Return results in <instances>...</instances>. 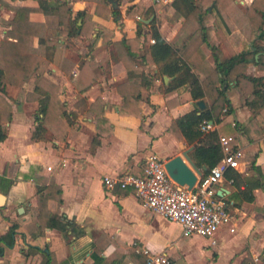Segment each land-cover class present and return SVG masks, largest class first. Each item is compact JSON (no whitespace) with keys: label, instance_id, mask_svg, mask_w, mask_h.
<instances>
[{"label":"crops","instance_id":"1","mask_svg":"<svg viewBox=\"0 0 264 264\" xmlns=\"http://www.w3.org/2000/svg\"><path fill=\"white\" fill-rule=\"evenodd\" d=\"M169 1L0 0V38L8 29L3 20L13 14L9 4L31 7L28 18L43 23L30 44L45 60L43 78L57 85L48 100L65 104L63 112L51 108L43 137L32 138L39 104L33 76L2 84L10 111L0 119V234L12 228L13 243L3 245L0 264H38L47 253L51 264H142L151 254L164 255L162 264H264V106L252 111L233 80L216 83L226 101L213 129L232 134L241 155L214 185L229 215L210 235H184L179 223L143 205L132 187L105 188L101 181L104 174L139 173L151 151L166 159L190 145L189 154L193 142L176 137L168 125L209 104L205 92L192 97L187 81L176 83L175 73L160 70L166 61L150 49L151 25L176 53L189 31ZM250 1L233 0L240 10ZM240 16L237 11L229 20L236 51L264 44V35L245 39ZM208 42L214 47L198 45L199 68L218 62L223 70L230 52L214 28ZM257 53L244 73L264 74L254 63ZM47 178L60 186L59 198L46 200L53 225L37 218L36 193ZM95 242L101 247L97 261L91 256Z\"/></svg>","mask_w":264,"mask_h":264},{"label":"trees","instance_id":"2","mask_svg":"<svg viewBox=\"0 0 264 264\" xmlns=\"http://www.w3.org/2000/svg\"><path fill=\"white\" fill-rule=\"evenodd\" d=\"M173 6L176 14L184 16V24L188 26L189 31L180 39V46L177 47L178 53L172 48L157 31L154 25L150 26V36L153 39L150 49L155 58L163 59L159 63V69L169 74L175 73L174 81L176 83L187 81L189 91L192 97H199L203 92L209 96V104L201 109L194 107L188 111L174 117L168 125L176 137H184L188 142H193L189 151V156L197 165H202L203 173L215 163L220 155V145L215 129H211L201 134L198 129V122L201 118H210L213 121L218 120L219 110L225 109L223 104L226 101L224 87L216 83L233 80L244 95V101L252 111L259 106H264V74L250 75L243 72L244 66L249 59L253 58V52L258 50L254 63L259 67H264V44H256L254 48L245 45L244 48L236 51V45L233 43L228 32L230 30L229 20L237 11L241 13L240 22L245 26L243 34L246 40L255 36L264 35V0H251L242 10L239 9L233 0H170L166 3ZM13 10L10 19L3 20L8 25L5 36L0 38V90L4 81H13L16 78L20 82L25 77L32 75L34 78L33 95L38 100L37 112L34 114L36 120L30 136L32 138H42L44 122L48 112L55 106L63 112L65 104L55 98L48 100V93L55 91L57 85L45 80L41 72L44 59L33 50L30 44L33 34H40L43 23L28 18L29 6L9 4ZM208 18L211 23L206 24ZM239 22V24H240ZM50 28V27H49ZM214 28L218 40L223 42L228 48L230 55L226 60V66L223 70L220 63L216 62L214 67L206 64V67L199 68L198 60L203 58V53L199 50V43L206 42L210 48L214 45L208 42L210 30ZM129 38H122L120 42L126 43ZM255 43H253L254 45ZM174 53L173 57L169 56ZM192 66L193 70L189 71ZM217 70L221 73L217 74ZM42 80L47 81L49 85L42 84ZM198 109V111H197ZM9 103L0 95V119H7L9 116ZM39 112V113H38ZM4 128L0 125V139L4 136ZM231 135V144L233 135ZM233 145V144H232ZM60 186L47 178V182L41 190L36 193L37 218L40 223H44V218L48 214L46 200L48 198H59ZM48 219V220H47ZM45 223L53 225L52 218H46ZM13 243L12 228L0 234V253L3 245ZM95 242L91 251L93 261L100 258V249ZM52 257L47 253L45 259L38 264H51ZM146 258L142 260L144 264ZM162 264V263H160ZM164 264V263H163Z\"/></svg>","mask_w":264,"mask_h":264},{"label":"built area","instance_id":"3","mask_svg":"<svg viewBox=\"0 0 264 264\" xmlns=\"http://www.w3.org/2000/svg\"><path fill=\"white\" fill-rule=\"evenodd\" d=\"M214 124L212 119L203 117L198 122V129L211 130ZM217 138L221 150L219 159L206 172L196 176L190 187L172 179L164 167V159L153 151L145 156L139 173L104 174L101 181L105 188L132 187L143 205L179 223L184 235H210L229 215L227 205L216 194L214 185L225 167L236 166L241 155L240 148L231 144L230 134L217 133ZM142 250L146 252V248ZM146 261L160 264L166 257L151 254Z\"/></svg>","mask_w":264,"mask_h":264},{"label":"water","instance_id":"4","mask_svg":"<svg viewBox=\"0 0 264 264\" xmlns=\"http://www.w3.org/2000/svg\"><path fill=\"white\" fill-rule=\"evenodd\" d=\"M202 99H196V103L201 105ZM190 145L183 148L180 153L173 154L164 159V167L172 179L180 184L190 187L194 182L196 175L201 173L198 167L188 154Z\"/></svg>","mask_w":264,"mask_h":264},{"label":"rangeland","instance_id":"5","mask_svg":"<svg viewBox=\"0 0 264 264\" xmlns=\"http://www.w3.org/2000/svg\"><path fill=\"white\" fill-rule=\"evenodd\" d=\"M184 237H187V236H184Z\"/></svg>","mask_w":264,"mask_h":264}]
</instances>
